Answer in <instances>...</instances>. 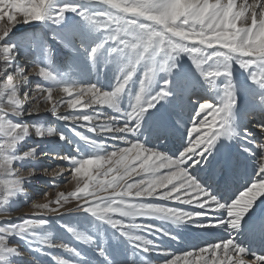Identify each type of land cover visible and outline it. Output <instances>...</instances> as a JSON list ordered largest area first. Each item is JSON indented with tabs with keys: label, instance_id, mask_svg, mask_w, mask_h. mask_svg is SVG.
Here are the masks:
<instances>
[{
	"label": "snow or ice",
	"instance_id": "snow-or-ice-1",
	"mask_svg": "<svg viewBox=\"0 0 264 264\" xmlns=\"http://www.w3.org/2000/svg\"><path fill=\"white\" fill-rule=\"evenodd\" d=\"M25 25L34 30L12 38ZM41 103L115 143L25 123ZM249 116L264 137V0H0V217L27 197L40 156L65 162L73 184L33 201L31 215L0 220V264H33L21 243L51 264H151V252L162 264H264V139L242 124ZM149 121L156 144L140 139ZM180 126V147L165 150ZM33 136L40 142L26 147ZM52 137L72 152L49 146ZM233 142L235 155L224 151ZM248 160L253 171L241 176ZM56 167L53 181L66 174ZM234 180L243 183L230 191ZM73 213L84 226L60 223L72 242L58 241L48 217ZM175 229L226 236L175 254L157 243L179 242Z\"/></svg>",
	"mask_w": 264,
	"mask_h": 264
},
{
	"label": "rangeland",
	"instance_id": "rangeland-1",
	"mask_svg": "<svg viewBox=\"0 0 264 264\" xmlns=\"http://www.w3.org/2000/svg\"><path fill=\"white\" fill-rule=\"evenodd\" d=\"M36 28H39V25L35 26ZM33 26H28L25 25L17 30L14 31L13 37L15 38L16 36L21 35L24 32H31L33 31ZM59 57H61L59 59V61L62 63L64 60V57L62 55H58ZM21 63V67H27L29 70L31 68V65L27 64V63ZM182 63H185L186 65L189 64L190 62L187 61V58L185 57L182 61ZM92 81H95L96 76L95 74H93L91 77ZM101 81L102 83H107V81L105 80L103 74L101 75ZM35 78H33V84L31 85V87H33L35 85ZM27 90V89H26ZM201 95L206 94V91H202L200 92ZM31 95V93H30ZM243 103V101H242ZM26 107H31V105H27ZM48 106L41 103L40 105V112L38 115H32V116H26V117H22L21 119L25 122V123H33V122H44L52 127H56L61 131H64L71 139H73L74 141H77V138L75 136H73V134L69 131V127H75L77 131H80L82 133H84L85 135H88L90 137H94L96 139H101V140H106L107 143L109 144L110 148L111 145H113L115 142L112 141L110 138L105 137V136H101V135H95L92 133H88L87 130L85 128H81L78 127L77 125H69L68 122H64V121H57L54 117L51 116L50 113L46 112L44 109L47 108ZM61 113L63 114L66 109L61 108ZM105 111H108L107 109ZM27 114V112H26ZM25 114V115H26ZM190 115V110L186 109L183 113L180 114L181 119H183L184 121H187ZM172 119L175 121L176 117L173 116ZM252 120V117L249 116L247 119H242V124L246 127L249 128V130L254 134V136H256L257 140H261L264 139V137H261L259 134V131L257 132H253V130H251L252 128L254 130H258L255 127V122L254 121H250ZM151 123V121H149L148 123H146L145 125V132L144 135H142L140 137L141 140H144L146 137L149 139L151 144H156L157 141H155L154 138H152L151 134L149 131H147L148 125ZM252 124V125H251ZM184 132V128L182 126H180L179 128V132L176 133V135L172 136V138L169 140V142L167 143V145L165 146V150L169 151V152H176L177 149L180 147L181 145V135ZM258 133V134H257ZM258 135V136H257ZM129 139H134L133 137H129ZM40 141H38L34 136L31 137L28 141H27V146H32L35 143H39ZM47 142L49 143V146L54 145L56 147L57 151H60L62 153H70L72 152V146L65 144L63 142H60L58 140V137H52V138H48ZM26 150V148H25ZM38 161H39V165L42 166V168L37 171L36 175L32 178L31 183L28 185L27 187V197H21L18 201H16V204L19 205V207L14 208V210L11 212L10 217H0V220H5V219H11V220H15L16 217H20V216H24V215H31L33 210L31 209V203L33 201H39V202H46V200H51V199H55L56 193L57 192H64L67 193L69 191H71L73 189V184L71 182V178H70V174H68V168H67V164L59 159H54L51 155L49 156H40L38 157ZM57 165L61 166V169H63V171L66 173L63 177L53 181V174L55 171H58L59 169H57ZM43 168H48L49 171L47 173H45L43 171ZM27 168L23 169L21 171V174L26 175L27 174ZM253 169H251L249 167V164L246 162L245 166H242L240 169V175L244 176L247 175L249 173H252ZM222 182V181H221ZM236 183V185H235ZM243 180H239V181H233L230 184V191H235L237 187V185L242 184ZM53 184H55V186H53ZM235 185V186H234ZM45 193H47V197H45ZM25 199H27V202H25ZM23 200V201H22ZM179 204H177L176 206H178ZM72 205H69V207H71ZM187 206L184 205V207H180V208H185ZM49 227L50 230L54 232L57 240H66L69 242L71 241V238L69 236V234H67L63 229H61L59 227L60 223H69L72 225H77L79 224L81 227L84 226V222L82 219H80L79 214H70V215H66L63 217H59V216H49ZM138 222H145V221H138ZM165 227H168L170 229H172L173 227L169 224L164 225ZM176 232H178L180 239L179 242L178 241H173L171 240L169 237L166 236H160L159 240L157 241V243H159L164 249L175 253V254H180L181 252H183V249L187 250L188 247V242L186 243L187 239L190 240H199V234L195 233V231H183V229L178 230L175 229ZM183 231V233H182ZM211 231V230H210ZM212 232V236L211 238H209V242L214 241L215 239L219 238V237H224L226 236V234H222L219 231H211ZM194 234V235H193ZM149 238H154V237H149ZM109 243H114L109 241ZM247 243V242H245ZM256 245H258L259 243H255ZM254 245V243H252L250 246L257 252H260L257 250V246ZM21 250L24 253L23 259L25 261L28 260H32L33 264L35 260H40L41 264H51L50 258L48 257H41L38 256L34 253H30L27 251V249L24 248V245L21 243L20 244ZM77 247H80L83 251H85V253L87 255H89L90 257H92L93 259H95L94 253H92L89 249L86 248V246L83 245H77ZM59 255L64 256L65 258H69L68 254L66 253H58ZM147 259L151 262V264H162V261L164 259L163 256L158 255L156 252H151L146 254ZM138 259V258H137Z\"/></svg>",
	"mask_w": 264,
	"mask_h": 264
},
{
	"label": "bare ground",
	"instance_id": "bare-ground-1",
	"mask_svg": "<svg viewBox=\"0 0 264 264\" xmlns=\"http://www.w3.org/2000/svg\"><path fill=\"white\" fill-rule=\"evenodd\" d=\"M61 57H59L58 56V60L60 59ZM22 63H27L26 62V60H22L21 61ZM34 87V86H33ZM198 91H199V89H197ZM202 92V91H201ZM26 116H28V114H26L24 117H26ZM250 121H254V120H250ZM255 122V121H254ZM252 125V124H251ZM255 127H256V125H255ZM257 128V127H256ZM258 129V128H257ZM251 130H253V132L255 133V132H257V131H259V129L258 130H254L253 128L251 129ZM258 134V133H257ZM260 134V133H259ZM176 135V134H175ZM174 136V135H173ZM258 136V135H257ZM255 138H256V136H255ZM223 151V150H222ZM224 151L225 152H227V153H231V154H233V155H235L236 153H237V147L235 146V143L233 142V146H231V147H229V148H227V149H224ZM247 163L249 164V167L251 168V169H253V167H254V165H255V161H253V160H248L247 161ZM221 185H222V182H221ZM23 201V200H22ZM194 208V205L193 206H187V207H185V208H183V209H185V210H192ZM152 223H156V224H160L161 222H159V221H151ZM173 227V226H172ZM184 231V230H183ZM183 231H182V233H183ZM186 231V230H185ZM220 233H222V234H224L225 235V233H223L222 231H219ZM197 232H195L194 234H196ZM193 234V235H194ZM211 236H212V232L211 231H209L208 233H205L204 235H199V237H200V239L199 240H196V241H194V240H190L189 241V239H187V241H186V243L188 242V247H187V249L191 246V245H202L204 242H209L208 240H209V238H211ZM211 239H213V238H211ZM238 239H241V240H243L244 242H247L248 243V240L245 238V237H243V236H241V237H239ZM254 243V242H253ZM255 243H259V241H255ZM186 249H183L182 251H185ZM249 259H251L252 257L251 256H249L248 257Z\"/></svg>",
	"mask_w": 264,
	"mask_h": 264
}]
</instances>
